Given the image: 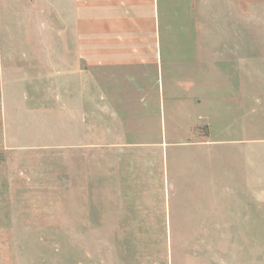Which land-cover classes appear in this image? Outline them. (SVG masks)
Segmentation results:
<instances>
[{
	"label": "rangeland",
	"instance_id": "rangeland-1",
	"mask_svg": "<svg viewBox=\"0 0 264 264\" xmlns=\"http://www.w3.org/2000/svg\"><path fill=\"white\" fill-rule=\"evenodd\" d=\"M246 2L218 0L239 36L219 87L185 96L197 75L165 68L137 105L56 59L76 39L48 0H0V264H264V0Z\"/></svg>",
	"mask_w": 264,
	"mask_h": 264
},
{
	"label": "crops",
	"instance_id": "crops-1",
	"mask_svg": "<svg viewBox=\"0 0 264 264\" xmlns=\"http://www.w3.org/2000/svg\"><path fill=\"white\" fill-rule=\"evenodd\" d=\"M48 1L76 39L59 44L56 59L70 63L80 53L88 74L93 80L100 76L104 95L114 104L124 94L132 96L130 103L148 102L152 77L165 68L168 74L197 75L178 79L182 89L192 91L184 95L194 96L219 87L218 72L239 66L238 32L227 29L228 8L220 9L218 0Z\"/></svg>",
	"mask_w": 264,
	"mask_h": 264
}]
</instances>
